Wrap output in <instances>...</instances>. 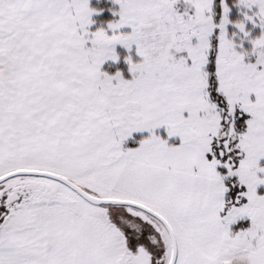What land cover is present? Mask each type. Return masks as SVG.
Segmentation results:
<instances>
[{"label": "snow or ice", "instance_id": "snow-or-ice-1", "mask_svg": "<svg viewBox=\"0 0 264 264\" xmlns=\"http://www.w3.org/2000/svg\"><path fill=\"white\" fill-rule=\"evenodd\" d=\"M0 264H264V0H0Z\"/></svg>", "mask_w": 264, "mask_h": 264}]
</instances>
